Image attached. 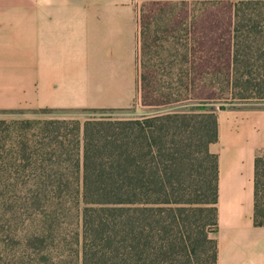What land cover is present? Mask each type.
Returning a JSON list of instances; mask_svg holds the SVG:
<instances>
[{
	"label": "trees",
	"instance_id": "1",
	"mask_svg": "<svg viewBox=\"0 0 264 264\" xmlns=\"http://www.w3.org/2000/svg\"><path fill=\"white\" fill-rule=\"evenodd\" d=\"M230 7L228 71L217 90L239 101L233 108L264 101V0ZM147 76L138 77V97L153 111L140 116L0 119V264H217L210 146L229 107L148 102ZM254 223L264 227V151Z\"/></svg>",
	"mask_w": 264,
	"mask_h": 264
},
{
	"label": "crops",
	"instance_id": "2",
	"mask_svg": "<svg viewBox=\"0 0 264 264\" xmlns=\"http://www.w3.org/2000/svg\"><path fill=\"white\" fill-rule=\"evenodd\" d=\"M146 1L0 0V101L7 103L0 112L78 111L107 107L109 92L138 96L131 70ZM263 151L264 103L218 112L210 146L219 167L217 264H264V227L254 223L255 160Z\"/></svg>",
	"mask_w": 264,
	"mask_h": 264
},
{
	"label": "rangeland",
	"instance_id": "3",
	"mask_svg": "<svg viewBox=\"0 0 264 264\" xmlns=\"http://www.w3.org/2000/svg\"><path fill=\"white\" fill-rule=\"evenodd\" d=\"M233 2L235 0H171L168 3L151 0L142 3L140 32L144 33L141 40L144 45L141 59L144 67L138 64L135 68L132 67L131 72L132 75L135 72L137 83L142 72L148 75V102L206 101L215 102L211 103L215 109L221 106L230 108L232 104L239 102L227 96L220 100L221 93L217 90L223 74L228 71L230 4ZM174 20L180 22H173ZM161 84L162 94L155 93L154 90ZM104 97L107 107L78 111L51 110V113H42V110L38 109H23L17 110L16 112L21 113L16 114L0 113V119H76L84 122L91 118L107 116H140L153 111V107L145 106L142 98L137 95L127 100L118 92H109ZM25 102L35 103L30 98ZM251 102L264 103L256 100ZM1 104L7 105L0 101ZM185 109L182 107V110Z\"/></svg>",
	"mask_w": 264,
	"mask_h": 264
}]
</instances>
